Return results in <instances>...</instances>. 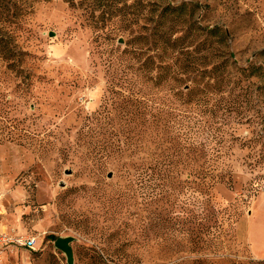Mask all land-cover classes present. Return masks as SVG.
Returning <instances> with one entry per match:
<instances>
[{"label":"rangeland","instance_id":"374dc122","mask_svg":"<svg viewBox=\"0 0 264 264\" xmlns=\"http://www.w3.org/2000/svg\"><path fill=\"white\" fill-rule=\"evenodd\" d=\"M95 1L0 0V264L264 261V0Z\"/></svg>","mask_w":264,"mask_h":264},{"label":"trees","instance_id":"16d2710c","mask_svg":"<svg viewBox=\"0 0 264 264\" xmlns=\"http://www.w3.org/2000/svg\"><path fill=\"white\" fill-rule=\"evenodd\" d=\"M67 1L70 2V4H72L73 6H76V0H67ZM95 3L98 4L97 5L98 7H103L104 9H107V8L110 9L111 8L110 11H115L118 9L119 4H121L122 2H121V0H96ZM187 6H188L187 3H184V4H182L180 6H176V7L168 4L160 12L159 16H161L162 18H165V17H167V14L171 15V14L176 13L177 15H179L181 17L185 14V12L187 10ZM210 35L214 36V37H218L219 43H222L223 40L226 39V34L222 33V31L218 27L211 29ZM152 36L153 37H150V38H148V37L139 38L138 41L140 43L148 46V51L151 52V55L148 56L147 60L154 63L155 59L156 60L159 59L163 53H165V52H167V50L171 49V47H172V45H171L172 41L171 40L172 39H170L168 37V35H166L164 32H162L158 36H154V35H152ZM149 39H151L150 45H149ZM3 41H4L3 38H0V53L3 54L6 58L12 56L15 53V51L9 45H7V44L4 45ZM156 52H158V53L154 54ZM196 93H197V95L202 94V92H200V91L196 92V91L189 90L186 95L190 96V95H193ZM100 149H101V151L106 152V146L104 144H101ZM138 177H139L138 178L139 180L144 181L146 175L141 173V174H139ZM52 238L54 241L56 240L55 237H52ZM247 264H264V261H258V260L252 261L251 260V261H248Z\"/></svg>","mask_w":264,"mask_h":264},{"label":"built area","instance_id":"2783aa9c","mask_svg":"<svg viewBox=\"0 0 264 264\" xmlns=\"http://www.w3.org/2000/svg\"><path fill=\"white\" fill-rule=\"evenodd\" d=\"M36 247V238H25L23 235L16 234L14 230L2 229L0 227V260L5 251L12 252L15 249H34Z\"/></svg>","mask_w":264,"mask_h":264},{"label":"water","instance_id":"95a60500","mask_svg":"<svg viewBox=\"0 0 264 264\" xmlns=\"http://www.w3.org/2000/svg\"><path fill=\"white\" fill-rule=\"evenodd\" d=\"M51 34L52 36H54L53 33ZM120 43L122 44L123 40H121ZM108 177L111 178L112 174H109ZM74 240H75L74 237L68 236V237H58V239L54 241L56 249L58 251L60 250L65 255L68 264H75V257L72 248V244Z\"/></svg>","mask_w":264,"mask_h":264},{"label":"crops","instance_id":"0c3cea01","mask_svg":"<svg viewBox=\"0 0 264 264\" xmlns=\"http://www.w3.org/2000/svg\"><path fill=\"white\" fill-rule=\"evenodd\" d=\"M3 226H5V225H3ZM1 227V226H0ZM2 229H8L6 226H5V228H3V227H1ZM17 251L18 250H20V249H16ZM10 254V252L9 251H5L4 253H3V256H2V259H4L6 256H8ZM2 259L0 260V263H1V261H2Z\"/></svg>","mask_w":264,"mask_h":264}]
</instances>
